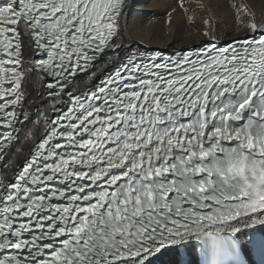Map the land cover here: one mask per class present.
I'll return each instance as SVG.
<instances>
[{
  "label": "snow or ice",
  "instance_id": "obj_1",
  "mask_svg": "<svg viewBox=\"0 0 264 264\" xmlns=\"http://www.w3.org/2000/svg\"><path fill=\"white\" fill-rule=\"evenodd\" d=\"M136 3L0 0V264H264V0Z\"/></svg>",
  "mask_w": 264,
  "mask_h": 264
},
{
  "label": "bare ground",
  "instance_id": "obj_2",
  "mask_svg": "<svg viewBox=\"0 0 264 264\" xmlns=\"http://www.w3.org/2000/svg\"><path fill=\"white\" fill-rule=\"evenodd\" d=\"M205 2H210L215 7L217 3H224V0H205ZM254 2L259 4V0H254ZM174 3L175 0H137L136 6L132 10V16L129 23H137L136 13L141 11L149 13V15L143 18V24H147L149 20L154 22L163 21L166 17V12L170 10L169 5H174ZM217 15L219 17L218 23H220L223 30L231 31L235 27V21L229 9L223 8L217 12ZM174 19L178 27L171 36L166 34V32H162L160 37L155 40H151L150 43L148 42L149 38L145 37V42L149 48H163L165 43H172L173 41H175L176 47H186L193 43V36L189 35V32L192 31L190 26L187 25L186 21H184L182 17H174ZM133 38L136 40L140 39L139 33L136 29H133ZM167 51L170 52L171 49H168ZM81 84L82 86L87 85V77H85Z\"/></svg>",
  "mask_w": 264,
  "mask_h": 264
}]
</instances>
